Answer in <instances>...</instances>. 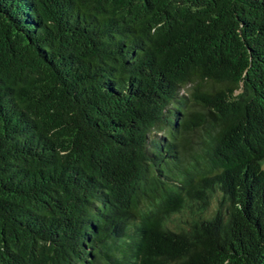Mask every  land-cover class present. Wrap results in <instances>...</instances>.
Masks as SVG:
<instances>
[{
    "label": "trees",
    "instance_id": "trees-1",
    "mask_svg": "<svg viewBox=\"0 0 264 264\" xmlns=\"http://www.w3.org/2000/svg\"><path fill=\"white\" fill-rule=\"evenodd\" d=\"M0 264H264V0H0Z\"/></svg>",
    "mask_w": 264,
    "mask_h": 264
}]
</instances>
